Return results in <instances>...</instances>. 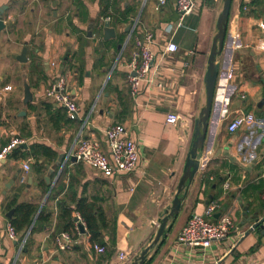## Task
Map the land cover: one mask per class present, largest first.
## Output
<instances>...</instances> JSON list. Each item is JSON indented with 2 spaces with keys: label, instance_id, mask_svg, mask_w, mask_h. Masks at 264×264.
Returning a JSON list of instances; mask_svg holds the SVG:
<instances>
[{
  "label": "crops",
  "instance_id": "0c3cea01",
  "mask_svg": "<svg viewBox=\"0 0 264 264\" xmlns=\"http://www.w3.org/2000/svg\"><path fill=\"white\" fill-rule=\"evenodd\" d=\"M175 1L0 0L7 23L0 33V149L16 137L27 145L0 159V264H131L155 237L159 219L177 192L195 122L206 104L205 74L223 7V0H197L195 11L179 24ZM108 17L116 36L105 39ZM147 31L154 34L150 48L155 60L134 98L127 64L134 35ZM170 40L178 45L176 52L165 50ZM24 46L28 61L20 62ZM217 62L199 170L180 213L142 264H264V228L252 229L251 219L264 216V0L232 1ZM25 74L33 91L27 106ZM62 75L79 106L76 119L45 94ZM170 113L179 116L176 124L167 122ZM249 113L257 122L228 130L234 117ZM112 124L124 125L139 146L135 171L105 177L67 157L79 137L97 138L108 152L105 130ZM36 145L55 155L36 152ZM25 163L30 170L22 182ZM82 197L116 223L115 234L104 231L105 253L95 251L97 242L86 230L72 235L70 249L57 248L59 203L73 208L75 222ZM216 198L234 220L229 236L206 248L180 244L178 235L188 219L204 213ZM23 203L36 205V211L11 239L7 225ZM43 212L48 220H39Z\"/></svg>",
  "mask_w": 264,
  "mask_h": 264
},
{
  "label": "built area",
  "instance_id": "2783aa9c",
  "mask_svg": "<svg viewBox=\"0 0 264 264\" xmlns=\"http://www.w3.org/2000/svg\"><path fill=\"white\" fill-rule=\"evenodd\" d=\"M166 0H160V4H165ZM174 8L179 16V24L184 18L193 13L197 8V0H176ZM110 17L107 18L109 21ZM140 16L134 17L132 21L131 35L137 27ZM154 42V34L147 31L144 35H134V49L131 52L130 60L127 64V82L129 92L134 98L138 97L143 81L147 78L148 73L154 64L155 55L153 54L150 44ZM167 52H176L178 45L170 40L165 45ZM46 97L54 100L60 107L65 109L71 118L79 116V106L73 98L67 76H59L46 89ZM179 116L170 113L167 116V122L176 124ZM257 122L254 114H241L234 117L228 124L230 132H236L244 125H251ZM106 152L101 142L97 138L79 137L73 148L68 154V158L75 156L78 162H83L98 170L105 177H115L121 174L135 171L140 162V151L137 142L131 138L124 125L112 124L105 130ZM23 143L21 138H13L9 143L0 149V159L6 158L14 149ZM26 174L21 177L25 182L27 173L30 170L28 163L24 164ZM230 187L229 181L224 183L225 190ZM264 200V193L262 196ZM220 213L216 218L215 215ZM82 227L85 228V222L81 215H77L74 230L80 234ZM235 228L233 218L223 212L220 198L212 199L207 204L204 213L193 214L182 228L178 235V242L187 246H202L204 248L211 246L214 242L226 239L230 232ZM7 232L11 239L16 237V228L13 224L7 225ZM73 236L65 231L56 235V245L58 250H68L73 245ZM99 254L105 253L106 247L95 243L93 245ZM121 254V258H125Z\"/></svg>",
  "mask_w": 264,
  "mask_h": 264
},
{
  "label": "water",
  "instance_id": "95a60500",
  "mask_svg": "<svg viewBox=\"0 0 264 264\" xmlns=\"http://www.w3.org/2000/svg\"><path fill=\"white\" fill-rule=\"evenodd\" d=\"M233 0H223V7L222 10L218 16L217 20V33L214 36L213 44L211 48V52L208 59V67L205 74V85H206V104L202 108L199 117L196 119L195 122V132L194 137L192 140L191 148L184 166L183 174L179 180L178 186H177V192L175 193V196L171 202V205L169 208L166 209L165 214L160 217L159 219V227L157 230V233L155 237L152 239L150 244L146 246L141 254L135 258V260L131 264H142L149 251L156 246L162 238L165 237L167 233V224L171 219H174L177 217V215L180 213L182 208V203L189 191V188L194 180V177L199 170L200 167V161L203 155V149L205 144V137L208 127V121L212 110V104H213V98H214V92L216 87V82L218 78V72H219V63L217 62V57L220 55V53L223 50L225 39H226V33H227V27H228V21L230 16V10ZM7 27V23L5 22L3 18V14H0V33L5 30ZM130 26H128L127 29H129ZM104 30V37L105 39H109L116 36L115 28L111 26L110 21H106L103 26ZM89 35L91 36V28H89ZM27 46H24L21 54L18 57V60L20 62H27L28 56H27ZM24 80V98L23 103L25 106L29 104L33 100V91L31 89V85L29 84L27 80L26 74L23 75ZM1 81V78H0ZM1 88V86H0ZM24 147H26V144H22ZM64 159V155L59 156L58 164H62V161ZM71 160L77 161V158L75 156L71 157ZM32 170L30 172V182L32 181ZM49 180V178H47ZM12 180V182H14ZM14 212V209H12L8 216L12 217ZM220 215V213H217L215 217L217 218ZM253 219L255 222L252 226V229L255 228H264V216L262 218H259L258 215H254ZM62 230H59V233H61ZM82 232H85V228L82 227Z\"/></svg>",
  "mask_w": 264,
  "mask_h": 264
},
{
  "label": "trees",
  "instance_id": "16d2710c",
  "mask_svg": "<svg viewBox=\"0 0 264 264\" xmlns=\"http://www.w3.org/2000/svg\"><path fill=\"white\" fill-rule=\"evenodd\" d=\"M76 119V118H72ZM37 149L36 152H44L48 155L52 154L55 155L48 147L43 145H36ZM219 179V178H218ZM72 183V179H71ZM59 207L61 209L60 213V224L56 227L54 235H57L59 228H62V231L69 232L71 235L75 236L77 234L74 230V218H73V208L67 206L66 204L59 203ZM79 211L83 221L85 222V227L87 233L90 235V240L92 242H97L101 245H106L104 239V231L109 228V231L115 234V221H110L104 211H101L99 208L95 209L94 204L89 202L86 197H82L78 200L76 208ZM36 211V205L31 203H23L18 205L17 212L15 217L12 219V224L15 226L17 230H22L26 227L33 217V214ZM49 217L46 212H43L39 220L45 221L48 220ZM64 223H63V222Z\"/></svg>",
  "mask_w": 264,
  "mask_h": 264
},
{
  "label": "rangeland",
  "instance_id": "374dc122",
  "mask_svg": "<svg viewBox=\"0 0 264 264\" xmlns=\"http://www.w3.org/2000/svg\"><path fill=\"white\" fill-rule=\"evenodd\" d=\"M161 216H163V215H161Z\"/></svg>",
  "mask_w": 264,
  "mask_h": 264
}]
</instances>
